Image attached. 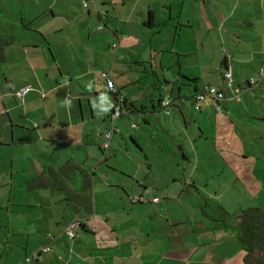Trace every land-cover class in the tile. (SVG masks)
Listing matches in <instances>:
<instances>
[{"label":"crops","instance_id":"crops-1","mask_svg":"<svg viewBox=\"0 0 264 264\" xmlns=\"http://www.w3.org/2000/svg\"><path fill=\"white\" fill-rule=\"evenodd\" d=\"M14 1L19 11H7L0 0V188L6 190L0 192V215H7L4 224L12 225V214L22 223L25 214L33 213L27 218L33 224L31 238L42 240L33 245V252L56 243L66 250V230L74 222H79L77 231L89 236L107 230L110 213H100L91 204L100 182L104 193L115 188L118 195L140 194L132 200L139 207L129 215H140L135 218L139 230L113 223L108 230L116 234L115 254L77 253L74 245L67 256H73L75 264H90L92 257L95 264H250L242 239V214L264 205L231 214L223 203L231 186L224 185L227 177L221 174H228V181L233 177L234 187L241 183L255 190V199L264 192V77L260 73L264 0H87L88 6L83 0ZM75 3L87 7V13L76 12ZM75 20L86 29L97 22L104 28L92 25L91 32L81 27L72 36L63 34L65 25ZM10 64L17 70L8 74ZM22 69H27L29 80ZM229 69L232 87L225 81ZM104 73L114 79L116 95L107 87ZM251 78L257 84L250 87L246 84ZM206 85L223 89L220 110L212 97L200 110L195 108L194 95ZM23 89L24 96H19ZM118 97L126 105L114 119ZM73 99L79 104L75 114ZM164 99L174 101L169 115L161 105ZM57 100L66 102L68 110L57 111ZM130 122L137 124L135 130ZM82 123L84 127L74 128ZM111 125L115 134L105 147L103 134ZM53 128L55 133L62 128L75 130L54 137ZM167 138L172 139L171 146L166 145L171 144ZM128 140L136 152L127 147L131 157L121 161L119 152ZM186 141L190 150L184 149ZM209 142L222 157L213 166L225 168L211 175L198 158H191L199 150L197 143L202 148ZM167 148L180 150L182 159L166 164ZM154 149L158 150L155 157ZM200 166L208 179L204 184L200 174L195 175ZM217 176L221 191L209 186ZM62 202L67 207L57 215L55 206ZM141 227L142 242L137 238ZM225 228L238 234L234 242L229 241L235 250L226 255L223 251L221 256H211L210 245L197 261L193 251L170 257L151 253L154 230L162 240L175 238L176 252L196 250L204 245L199 233L216 235ZM16 238L29 252V241L24 245L22 235ZM73 240L83 241L82 235ZM229 242L220 241L218 246L231 248ZM63 257L56 252L46 261L55 264ZM70 257L65 264L74 263Z\"/></svg>","mask_w":264,"mask_h":264},{"label":"rangeland","instance_id":"rangeland-1","mask_svg":"<svg viewBox=\"0 0 264 264\" xmlns=\"http://www.w3.org/2000/svg\"><path fill=\"white\" fill-rule=\"evenodd\" d=\"M4 2H5V5L7 6L6 7L7 11H13V10H14V12L19 11L20 6L16 5L14 0H4ZM75 7H76V12L79 13L81 10L82 12L87 13V7L82 6V4L75 3ZM0 14H1V10H0ZM97 23L96 24H87L88 29H86V26L81 24L79 20H75V21H72L70 24L65 25V27H64L65 31L63 32V34L72 36L75 34V32H78L79 29H81V27H82L83 31L88 30V32H91L92 28H90V27L92 25H94L93 27H95V29L98 30L100 25L97 26ZM103 28H104V25H103ZM9 67L10 68L7 69L8 74H11L12 71L17 70L16 68H12L13 64H10ZM22 70L24 73L23 75L26 77L25 78L26 81L29 80L30 76H28V74L25 75V71L27 69H22ZM53 73H54V71H53ZM0 75H1V73H0ZM96 79L100 80L99 78L96 77L95 81H96ZM96 83L100 87L103 86L102 83L99 81H96ZM80 89H82V88H80ZM22 94L23 95H21V93H20L19 96H24V93H22ZM106 95H108V94H106ZM99 100H101V98H99ZM173 104H174V101L172 100V105ZM172 105L170 106V111H171ZM68 107H69V105L66 102L63 103V102H60V100H57V102H56V110L57 111L58 110L67 111ZM71 107H72L71 111L74 114L77 113L76 111H77V108L79 107L77 100H75V99L72 100ZM189 107H190L189 112H191V110L194 109L193 105L191 106V104H190ZM111 116H112V118L116 119V117H114L113 115H111ZM169 117L172 118V116H169ZM75 121H77V120L75 119ZM140 122L142 123L141 120H140ZM131 123L132 122H130V125H129L132 128L131 130H135L133 128V124H131ZM81 127H84L83 123L80 126H75L74 128L79 129ZM75 129H71V128L70 129L62 128V130L57 129L56 133L54 132V130H56V128H53L52 130H53V133L55 135L54 137H58L59 134H61V135L67 134L69 131L73 133L72 130H75ZM113 130H114V128L112 126V127H110V129L106 130V132L103 134L105 142H107V143L111 142V139L115 134ZM167 141L171 143L172 139L167 138ZM166 145L171 146L172 143L171 144L168 143ZM197 146L199 147V150L197 153L193 151L192 152L193 156L191 158L192 159L198 158L200 160V162L206 166L207 172L210 171L209 172L210 175L212 172H215V171L219 172V171H223L225 169L223 166H220V164H217V166H213L214 162L215 161H221L222 157H221L220 153L215 150V148L211 142H209L208 145H206L205 147H202V148L200 147L201 146L200 143H197ZM127 147H131L130 148L131 153H132V151L136 152V150H134V149H136L135 146L133 145V143L130 140H128L125 149L122 148V152H119V156H118L119 160L123 161V159H126V158L128 159V157H131V156H127V154H131L128 152ZM167 149H169V148H167ZM184 149L190 150V144L188 143V141H186L184 143ZM138 151L139 150H137V152ZM157 151L158 150L154 149L153 155ZM161 154H162V152H161ZM101 155H103V154H101ZM162 155H164V154H162ZM155 156L156 155H154L153 157H155ZM179 156L181 157V152H180V150H177L175 148V149H169V150H167V152L165 151V157H164L165 159L163 158V156H161V159L166 160V164L167 163L169 164L172 159H174V158L177 159ZM157 158H155V160H157ZM181 159H182V157H181ZM184 163L186 164V162H184ZM203 169L204 168L202 166L197 168L195 175L198 176L200 174V177H201L203 184H204V183L208 182V179L206 176L201 174L200 171L201 170L203 171ZM188 170H190V169H188ZM177 172H180V171H177ZM227 175L228 174H225V175L221 174V176H223L222 178L227 177V180L224 183V185L225 186H231V189L229 191L227 190L225 192V195L223 198V203H224V206L227 208V210L231 214H234L235 212L239 211V209H246L250 205H257V204L259 205L260 203H262L264 205V192L260 194L259 199L258 198L255 199L253 196V195H255V193H254L255 190L246 189L245 184L242 185L241 183H237L236 186L234 187L233 183H232L233 177L231 178V181H228L229 176H227ZM98 180L100 181V177H98ZM78 185H81V184L78 183ZM103 185H105V184H103ZM220 185L221 184L218 180V176L211 178L210 184H209L210 187H212L213 189L216 187L217 190L219 189L221 191L222 188L220 187ZM26 186L28 187L27 184L24 185V187H26ZM135 186H137V184ZM100 187H101V183L98 182L97 191H96L97 195L92 198L91 204H92V207L97 206V211L100 213H110V215H109L110 220L107 223V225H108L107 230L101 229L99 231L98 235H96V236L95 235L89 236L88 234H84L82 231L79 230V231H77V233L82 235L83 241H81V242L76 241L75 243H74V240L69 237V234H66L67 237L65 238V241H64V243L66 245V250L63 248H60L58 246V244L56 243L53 245V247H51L52 250H50L47 253H43L41 256H39L38 259H36V257L32 256V254L34 253L33 252L34 251L33 245L41 243L42 240L37 241V240L31 238V236L34 235V232H32L33 224L31 223V220L29 221L27 219V218L30 219V216L33 213L32 214H30V213L25 214L27 216H23L25 220L22 223L20 222V220H19V222L15 221V214H12V216H11L12 225L8 224L9 226H6L3 222V220H5V216H7V215L6 214H5V216L0 215V264H48V262L46 261V260H48V256H54V258H55L56 252H62V255H64V257L62 258L61 262H58L57 260H55V264H65V261H67V257H70V255L67 256L68 255L67 253L70 250L71 251L73 250L74 245H76L75 251L77 253H79V251L81 250V252L83 251L84 254H87V255H89L91 252H94V253H96V252L100 253L101 252V253H105L106 255L107 254L111 255L112 253L115 254V248H113L112 246L115 243V241H114L115 237L114 236L116 234L114 232L111 233L110 230H108V229H110L111 226L114 225L113 223H121L123 225L121 228L125 227V225H126V227H129V229H130V227H134V231H136V229L139 230V227H137L135 225V223H136L135 218H138V217L140 218V215H138V214L137 215H131L132 217L129 215L132 214L131 213L132 208L139 207L140 203L134 204L132 200H134V201L138 200V197L140 194H131L130 197H128V195L125 193H121L122 195H118V193H116L117 191H115L116 190L115 188H112L109 192L104 193ZM2 189L5 190L4 187H1L0 192H2ZM138 189L139 188H137V190ZM138 191H140V190H138ZM1 197H2V194L0 195V203L3 200ZM133 197H135V198H133ZM141 199H144V198H141ZM26 201H29V199L26 198ZM213 201L214 200L211 199V202H213ZM212 206H213V204H212ZM66 207H67L66 202H62V203L58 204L57 206H55L56 214L57 215L62 214ZM123 207H126V208H123ZM0 210H1V208H0ZM18 210L15 209L14 212L18 211ZM215 213L217 215H219L218 212H215ZM195 215H196L195 212H193V214L191 216L193 218H195ZM233 216H235V215H233ZM168 217H169V215H168ZM184 217L186 218L187 214ZM232 217H230L229 222H232ZM97 218H100V216ZM102 221H104L106 223V221L103 217H102ZM162 222L165 223V221H163V219H162ZM164 223H162V224H164ZM142 227H141V231H140L141 235H138L139 237H137L138 239H140L141 242L144 241V240H141V237L143 236ZM21 229H22V232H20ZM129 229H126V232ZM229 229L230 228H225L224 230H218L217 229L218 231H215L216 235L211 234L209 232V234L207 236H203V233H199L198 238H199L200 242H202V240H203L204 245H201V247L196 249V250L193 247H188L185 249H179L176 252H174L175 248L172 247V242H177V240L175 238H174L175 240L173 238H168V240L167 239L162 240L160 238V236L158 235V232L156 233V232H154L155 231L154 230L152 232L151 239H150V241L153 244L151 247V253H157L158 252V254H160L161 256L162 255H168L170 257L173 254L174 255H176V254H181V255L182 254L183 255L184 254H192V251H193L194 252L193 254L195 257V259L194 258L193 259H194V261H197L199 257H202V256L207 254L206 250H208V246L210 245L209 248H211V251H212L210 253L211 256H214V255H216V256L220 255L221 256L223 254V251H224V254L226 255V253H227V251H229V249L233 250V251L235 250V248H234L235 245H233V243H230L229 241L233 240V242H234V240H236V238H238V236H237L238 234H237V232H235V229L231 228L230 231H228ZM126 232H125V230H121L122 235H124ZM21 235L25 238L24 245H26V243L29 241V244H30L29 252L26 251V246H23L22 243L20 242L21 239L18 240L16 238V237H20ZM42 235H44V233H42ZM133 236H136V235L133 234ZM7 237H9V238L7 239ZM204 238H207V239L204 240ZM48 239L47 240L51 242V239L49 237H48ZM123 239H124V237H123ZM159 239H161V240H159ZM223 240H225V241L227 240V242H229L231 244V248H228V245L225 248L219 247L218 246L219 242L223 241ZM179 241H182V240L178 239V242ZM212 243H215V244H212ZM212 245H215L218 247L215 248V247H212ZM78 246H80L79 249H78ZM122 250L125 252L126 248H123ZM26 253H28V254H26ZM236 253L237 252H235V255H236ZM253 254L256 255V254H258V252L255 251V253H253ZM27 257H30L32 260L30 262L27 261ZM72 257H70V260L74 258V257L73 258ZM93 258L94 257H92L90 259V261H91L90 264H95V262H93L94 261ZM39 259H41L42 261H39ZM110 260L111 259H109V262L113 263ZM72 264H75V258H74V263H72ZM97 264H107V263L98 262Z\"/></svg>","mask_w":264,"mask_h":264},{"label":"built area","instance_id":"built-area-1","mask_svg":"<svg viewBox=\"0 0 264 264\" xmlns=\"http://www.w3.org/2000/svg\"><path fill=\"white\" fill-rule=\"evenodd\" d=\"M84 6H88L87 0H83ZM100 29L103 28V25L99 26ZM116 46V45H115ZM261 75L264 77V69L262 68L260 70ZM104 77L106 79V84L107 87L114 93L117 92L115 81L112 77L109 76L108 73H104ZM225 81L228 86L232 87L233 86V76H232V70L229 69L225 73ZM257 84V81L255 78L250 79V85L253 86ZM27 89V88H26ZM26 89H23L20 91V93H24ZM207 97H212L216 101V107L217 109H221L220 102L225 98V93L223 89L220 87L214 86V85H206L199 91H197L194 95V100H195V108L197 110H200L202 107V103L206 100ZM122 102L123 99L121 97H118L117 101L114 104L113 112L112 115L114 117H118L122 114ZM161 105L163 107V110L165 114L169 115L171 113L170 111V106L172 105V100L171 99H164L161 101ZM134 127L137 126V124H133ZM106 147L109 146V143L105 144ZM79 222H74L70 226L67 227V234H69V237L72 239H75L77 237V228H78ZM50 245H45L43 246L40 250H37L32 254L33 257H37L40 252H49L51 250ZM32 259L30 257H27V261H31Z\"/></svg>","mask_w":264,"mask_h":264},{"label":"trees","instance_id":"trees-1","mask_svg":"<svg viewBox=\"0 0 264 264\" xmlns=\"http://www.w3.org/2000/svg\"><path fill=\"white\" fill-rule=\"evenodd\" d=\"M246 85L251 87L250 80ZM100 93L101 92H96L95 95ZM114 94L116 95L117 92H114ZM125 105L126 101L123 99L122 108ZM241 228L244 230L242 239L246 244L250 264H264V208H255L244 212L242 214ZM255 251H257L258 254L254 255L253 253H255ZM42 253L44 252H40V254ZM36 259H38V256Z\"/></svg>","mask_w":264,"mask_h":264}]
</instances>
